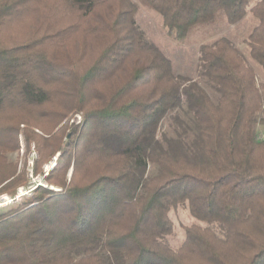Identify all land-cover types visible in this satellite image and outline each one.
<instances>
[{"label": "trees", "instance_id": "16d2710c", "mask_svg": "<svg viewBox=\"0 0 264 264\" xmlns=\"http://www.w3.org/2000/svg\"><path fill=\"white\" fill-rule=\"evenodd\" d=\"M251 4L0 0V194L29 180L6 154L22 132L36 174L57 156L47 185L0 207V264H264V81L230 38L205 43L198 77L215 101L174 71L136 16L154 9L183 39L250 8L247 43L264 69V0ZM184 104L192 126L176 116L182 131L160 136ZM180 204L211 226H188L173 247L169 211Z\"/></svg>", "mask_w": 264, "mask_h": 264}, {"label": "rangeland", "instance_id": "374dc122", "mask_svg": "<svg viewBox=\"0 0 264 264\" xmlns=\"http://www.w3.org/2000/svg\"><path fill=\"white\" fill-rule=\"evenodd\" d=\"M258 0H252L254 5ZM137 20L141 27L145 30L150 39H152L171 59L173 63L174 71L177 74L196 79L199 81L212 98L216 101L219 94L212 88L206 79H200L198 77L199 58L201 47L205 43H211L220 37L230 38L244 53L248 62L255 69L257 80L259 82L264 81V69L254 60L250 53V48L247 43L248 36L254 26L258 23L257 18L252 13L251 9H248L245 17L237 23H229L223 12H220L217 18L207 24H200L195 26L192 31L183 39H175L168 35L167 30L163 25L161 14L149 7L140 5L137 13ZM83 115L82 113H80ZM78 114L73 115L70 118V122L77 117ZM176 116H179L185 123L192 126V113L188 110L187 104L171 111L161 121L160 136L164 134L169 136H176L177 132L182 131L180 122L176 120ZM25 126V124H22ZM257 134L259 138H264V124H257ZM192 136V132L189 133ZM10 161L17 165V174L24 169L28 172V181L22 183L11 191L3 192L0 194V207L7 203L13 202V199H21L26 194H30L31 191L37 187V185H47L45 175H47L50 169L56 164L57 156L47 161L43 166V172L36 174L34 172V159L38 155L35 142L31 143L30 148L27 147L25 141L24 132L20 134V146L14 148L7 153ZM157 171V166L154 164L149 165V173L154 174ZM71 172L69 173V176ZM59 189V187H53ZM169 216L174 223V230L172 234L167 237V241L173 247H179L186 239V228L193 224H199L201 226H211L207 222L201 221L192 215L189 206L187 204H180L172 207L169 211Z\"/></svg>", "mask_w": 264, "mask_h": 264}, {"label": "built area", "instance_id": "2783aa9c", "mask_svg": "<svg viewBox=\"0 0 264 264\" xmlns=\"http://www.w3.org/2000/svg\"><path fill=\"white\" fill-rule=\"evenodd\" d=\"M82 119V115L78 114L77 117H75V119L73 121H80Z\"/></svg>", "mask_w": 264, "mask_h": 264}]
</instances>
